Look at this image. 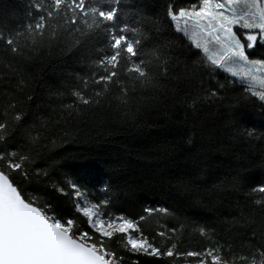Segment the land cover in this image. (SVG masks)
Masks as SVG:
<instances>
[{
	"label": "snow or ice",
	"instance_id": "1",
	"mask_svg": "<svg viewBox=\"0 0 264 264\" xmlns=\"http://www.w3.org/2000/svg\"><path fill=\"white\" fill-rule=\"evenodd\" d=\"M29 7L22 27L0 28V264H126L125 254L165 264H264V183L247 187L240 173L220 181L221 195L239 194L232 205L235 215L221 221L224 233L197 225L195 231L207 239L192 246L184 236L188 221L171 206H147L142 214H132L109 195L111 184H103L100 199L76 177L54 179L50 169L57 164L51 157L46 168L37 163L44 159L45 140L55 146L50 137L56 132L49 129H73L81 112L105 103L134 118V105L145 90L164 89L167 99L198 114L231 98L230 76L232 84L243 82L235 103L258 99L264 106V53L255 54L264 50V0H170L165 16L172 33L158 17L138 10V24L131 25L125 0H31ZM57 49L80 53L87 72L70 74L51 91L59 99L44 118L46 127L30 125L20 141L11 143L31 114L21 99L30 86L23 65ZM221 74H228L224 83ZM13 81L18 83L9 92ZM225 111L232 137L251 144L257 133L242 127L241 110L228 105ZM153 179L184 191L194 187L187 174ZM41 183L70 198L74 211L65 213ZM150 217L175 224L147 230L144 222ZM113 241L121 247H111Z\"/></svg>",
	"mask_w": 264,
	"mask_h": 264
},
{
	"label": "trees",
	"instance_id": "2",
	"mask_svg": "<svg viewBox=\"0 0 264 264\" xmlns=\"http://www.w3.org/2000/svg\"><path fill=\"white\" fill-rule=\"evenodd\" d=\"M168 2L170 0H125L131 6L128 22L137 26L138 18L134 13L138 10L141 15L158 17L172 33L174 29L169 27L165 16ZM30 3L31 0H0V28L22 27L27 22ZM183 43L186 46L189 41L183 38ZM262 53L264 50L260 48L255 50L257 56ZM80 55L57 49L33 57L23 65L27 76L25 83L30 82V86L25 88L26 96L21 99L24 111L31 114L11 143L20 141L30 125L39 122L41 127H46L44 118L57 107L59 99L52 96L51 91L64 84L70 74L87 72ZM225 75L228 74L218 77L221 83L225 82ZM16 83L18 81H13L7 90L11 92ZM242 83L237 80L232 84L229 76L228 86L234 89L231 98L224 102V106L206 107L198 114L187 111L180 102L167 99L164 89L157 93L148 90L139 93L134 105V118H125L123 112H117L115 106L108 103L92 111L84 110L73 129H64L63 132L48 130L56 132L50 137L55 146L45 140L48 147L42 154L44 159L37 163L46 168L51 157L57 164L50 169L54 179L65 174L76 177L100 199L104 196L103 184H111L113 191L109 195L120 208L132 214H142V209L147 206H171L188 221L184 236L192 246H197L207 239L195 231L197 225L209 224L224 233L221 221L230 214L235 215L232 205L239 199V194L221 195L220 181L240 173L247 187L264 183V140L260 139L264 136V106L258 99L254 103H235L242 91ZM2 94L3 87L0 86V96ZM228 105L241 110L245 121L242 127L257 133L251 144L233 138L227 130L229 113L225 108ZM241 113H237L238 118ZM32 135H37V132ZM189 139L192 143H188ZM160 174L190 175L194 187L184 191L174 184L162 186L153 179ZM214 186L216 192H213ZM40 187L57 199L65 213L74 211L70 198L52 193L45 183ZM164 223L171 227L175 221L150 217L144 222V227L152 230ZM110 246L121 247L119 241H113ZM136 260L139 264H165L156 258L125 254L126 264Z\"/></svg>",
	"mask_w": 264,
	"mask_h": 264
}]
</instances>
